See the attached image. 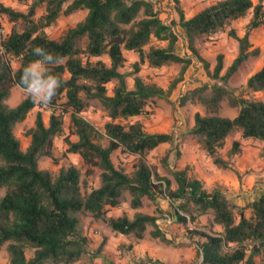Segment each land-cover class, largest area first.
<instances>
[{
    "label": "trees",
    "instance_id": "trees-1",
    "mask_svg": "<svg viewBox=\"0 0 264 264\" xmlns=\"http://www.w3.org/2000/svg\"><path fill=\"white\" fill-rule=\"evenodd\" d=\"M15 1L26 5V10H13L0 3V16L11 24L0 38V247L5 246L7 264H73L78 261L87 243L80 230L83 212L103 222L114 234L141 239L147 232L152 238L166 241L154 214L106 215L111 207L121 205L124 192L129 194L128 205L132 209L141 207L142 197L150 201L167 198L171 211L165 217L184 225L187 238L192 235L200 238L196 244L197 264H255L256 256L258 264H264V192L246 205L236 207L219 187L206 191L186 165L182 169L169 170L171 178L150 172L141 157L156 146L170 142L172 135L146 132L134 119L144 113L146 104L153 98L171 92L182 80L191 60L206 67V61L197 52L196 40L209 39L227 29L226 34L237 43L236 56L221 76L223 56L216 55L213 79H225L247 57H257L259 51L251 48L248 36L264 24L261 0L256 3L215 0L189 17H184L178 9L176 21L169 24L159 18L147 0ZM171 1L178 3V0ZM37 10H40L38 14ZM78 10L85 11L83 18L59 38H49L44 32L60 14L68 15ZM249 11L251 17L243 34L237 36L231 25ZM17 22L22 24L20 29ZM173 25L178 26L185 37L189 51L186 57L176 53L178 34ZM151 40L164 45L155 46ZM36 45L58 57L59 63L52 66L51 71L63 83L47 122L39 111L35 112L33 126L25 131L28 143L21 149L14 126L36 104L23 97L9 105L7 98L19 81L18 69L36 59L32 52ZM126 51L135 56L130 62V72L120 71ZM142 63L154 69L178 63L181 68L179 76L164 90L155 83H145L136 75ZM111 81L114 84L107 91L106 84ZM195 90L197 100L191 101L203 105L204 113H193L188 134L195 138L198 149L213 166L233 171V158L239 154L240 142L232 139L227 146L226 137L230 133L238 132L240 139L264 145V100L252 96L264 93V59L245 79L247 96H234L215 83L203 84ZM204 90H209V95H203ZM224 97L229 106L237 108L232 118L218 114ZM92 100L108 118L102 125V133L77 115ZM184 100H187L186 95L181 96L180 103ZM62 111L70 112L68 132L62 138L66 145L64 151L80 156L85 175L97 170V185L85 193L81 192L80 172L75 166L60 167L55 175L37 167L39 157L53 159L52 140L61 135L63 126L59 112ZM69 135L74 140L69 139ZM101 137L106 139L105 145L99 143ZM117 148L139 156L131 174L113 165L110 154ZM207 213L211 214L213 223L221 226L220 232L186 226ZM26 251H30L29 257Z\"/></svg>",
    "mask_w": 264,
    "mask_h": 264
},
{
    "label": "rangeland",
    "instance_id": "rangeland-1",
    "mask_svg": "<svg viewBox=\"0 0 264 264\" xmlns=\"http://www.w3.org/2000/svg\"><path fill=\"white\" fill-rule=\"evenodd\" d=\"M151 6L152 10L155 11L159 18L166 24L175 22L177 19L176 10L180 9L184 15V17L191 16L194 12L206 6L215 0H178V3L175 4L171 0H147ZM69 2V1H68ZM67 2V3H68ZM253 3H256L257 0H252ZM0 3L4 6L10 7L13 10L17 11H25L26 5L16 2L15 0H0ZM261 4H263L264 9V0H261ZM40 10H37V14ZM85 15L84 10H78L72 12L68 15L60 14L56 20L48 27L44 29V32L47 34L49 38L57 39L59 38L63 32L68 28L73 26L77 21L81 20ZM138 17H141V13ZM251 12H247V14L240 20L232 23L231 28L234 29L236 34H241L244 31V26L246 22L250 19ZM10 22H8L4 16H0V28L3 33L7 32L10 27ZM17 28H21L22 24L20 22L16 23ZM174 31L178 34L177 47L176 52L181 50L184 53L189 54V51L186 47L185 37L181 36V31L178 26L173 25ZM225 29L222 33L214 34L209 39H201L196 40L195 46L197 52L202 56V58L206 61V67L202 65V63L194 60L191 65V74L186 78V81L183 82V79L179 82V85L176 89V95L173 99L169 100L165 96L160 98H153L148 104H146L144 113L134 117L137 119L142 126V129L149 133H170L172 135V139L167 144H160L146 153L142 158L143 162L149 168L150 172H156L160 176L170 177L168 173L169 170L175 169V167H179L182 162L180 161L179 149L178 146L186 143L188 145L196 146L195 138L191 137L188 134L187 124L190 120L191 113L199 112L204 113V107L199 102L196 104V108L188 107L182 109L183 114L181 115L175 105H181L186 103V101L197 100V91L195 90L199 86L203 84H220L224 86L232 95L234 96H247L244 92V84L245 79L248 75L254 72L259 62L261 61L262 52L255 58L249 56L245 61L239 64L236 70L231 73L227 78L221 79V77L211 78L212 76V68L216 62V55L222 54V68L219 72V76L223 75L226 71V67L229 65L231 60L236 56L237 53V43L234 39L229 37L226 34ZM254 30V31H253ZM251 35H256L259 37L258 40H264V24L258 26L253 29ZM251 38V36H250ZM256 41V36H252L251 46L254 45ZM151 43L155 46L164 45L161 41L151 40ZM126 60L123 65V72L132 71L131 68V53H125ZM196 64L200 68V77H193L194 81H199L196 85H192L191 83V75H193L198 68H196ZM14 67V64H12ZM181 68V64L178 63H170L167 64L165 68H150L145 63L139 64L138 71L136 75L139 76L142 81L145 83H155L160 86L162 89L166 90L169 87V84L172 83L178 76L179 70ZM206 68V69H205ZM127 79V78H126ZM188 82L189 86L186 84ZM114 81H111L106 84L107 91H110L113 86ZM185 84V85H184ZM128 86H130V78H128ZM182 95H186L187 100L181 102V89ZM209 90H204L202 92L203 95H209ZM254 98L264 100V93H254L252 94ZM24 96L21 93L20 89L15 86L11 89L10 95L7 98V103L9 105L16 104L20 99ZM178 106V107H179ZM36 111L41 113L42 119L44 122H47L50 108H46L43 106H34L25 116V118L15 124L14 126V134L18 138L21 149H24L28 143L29 136L25 134V131L33 126L34 114ZM237 108L229 106L227 102V98L224 97L220 103L218 114L220 116L230 117L232 118L236 114ZM61 114L62 119V132L61 135L56 136L52 140V154L53 159L47 156H41L37 160V167L41 170H48L51 174L55 175L60 167H66L68 165L75 166L80 172V183H81V192L85 193L89 190L90 187L96 186L98 183L97 170L94 169L93 173L89 175L84 174L85 166L82 163V160L79 155L65 152L66 145L63 142V136L68 132L69 125V111L59 112ZM77 115L83 117L88 120L94 128L102 133V125L108 120L105 115L103 109L99 106V104L92 100L89 102L87 107L79 112ZM180 126H184L183 129L178 133L177 129ZM176 132V133H174ZM69 139L74 140L72 135L68 136ZM232 139L239 140L240 142V151L238 154V159L236 162L239 165H243L246 167V172L256 171L254 167L264 168V160H257L253 164L252 161L249 163V166H245V161L249 156L245 154L248 151L256 150L259 158L264 156V145H259V143L255 141H243L239 138L238 132H232L226 137V144L229 145V141ZM99 143L102 145L106 144V139L101 137ZM258 149V150H257ZM244 153V156H243ZM252 157V156H251ZM111 161L113 165L122 170L127 174H131L134 170V166L139 158L138 155L127 154L117 148L113 150L110 154ZM254 159V157H252ZM259 162V163H257ZM252 164V166H251ZM238 165V166H239ZM188 168V172L192 170V167ZM154 181L153 175L151 176ZM259 178L256 182H264V180ZM208 182V179H205ZM255 184V181L252 185ZM172 186V183L170 184ZM206 188L208 184H203ZM204 187V189H205ZM253 187V186H251ZM206 190V189H205ZM166 198H157L155 201H150L146 197H142L141 207L137 209H132L128 205L129 194L127 192L123 193V200L121 205L117 208L111 207L106 215H118L121 212L126 213L128 216H131L134 212H141L146 214H154L158 217L156 220V224L161 231H168L171 228L170 236L173 238H177L176 236H180V234L186 236L188 235L185 232V226L182 224H178L176 222H171L172 220L168 216L171 208L167 203ZM155 208L159 209V212L155 211ZM186 226L196 227L198 229L206 230L209 232H217L215 227L212 226L209 220L206 217H201L198 221L194 223H186ZM80 230L82 234H84L87 238V243L85 245L86 251L81 256V258L74 262L73 264H157V262L151 260L147 257H140L136 255V252L147 246V237L150 236L145 232L142 239H137L133 235H118L112 233L108 227L98 219H93L88 213L83 212L81 214L80 221ZM173 234V235H172ZM190 243H193L195 249L196 244L199 242L200 238L192 235L191 238H188ZM182 246V245H181ZM180 246V247H181ZM5 246L2 245L0 247V264H7V256L5 251ZM182 248V247H181ZM180 248V249H181ZM184 248H186L184 246ZM160 254L163 255L169 262V264H189L192 257L188 259H184L186 251L184 249L180 250L181 257L177 261L175 259L172 260V256L178 254V250L176 248L175 254L171 252V248L168 246H163L158 248ZM173 254V255H172ZM26 257L30 256V251L25 252ZM194 260H198V254L195 253Z\"/></svg>",
    "mask_w": 264,
    "mask_h": 264
},
{
    "label": "crops",
    "instance_id": "crops-1",
    "mask_svg": "<svg viewBox=\"0 0 264 264\" xmlns=\"http://www.w3.org/2000/svg\"><path fill=\"white\" fill-rule=\"evenodd\" d=\"M242 34L243 32L239 35L237 34V36H241ZM181 36L183 37V34H181ZM252 36H256V41L254 42V45L251 46V48H257L259 53L262 52V55L260 57L261 61L259 62V65L257 67L258 69L262 63V60L264 59V40H261V39L258 40L259 37H257V33L256 35H251L250 33L248 36V41L250 43H253ZM175 46L177 47V42ZM126 52L129 54L131 53L132 55L131 62H133L135 60L134 54L131 51H126ZM176 53L183 57L188 56V54L187 53L185 54L183 50L176 52ZM193 62L194 60H191V62L185 69L183 76H182L183 82H185L186 78L191 74L192 72L191 65L193 64ZM165 67L166 66H162L161 68H165ZM195 67L198 69L193 75H191L190 80H192L193 82L191 83V86L199 83V81H194L192 78V76L200 77V68L198 67V64H196ZM122 69L123 67L120 68V71H122ZM186 84L189 86L188 82H186ZM178 85H179V82L174 86L173 89H171V92L167 96H165L167 99L171 100L174 98V96L176 95V89ZM196 104H197L196 102L186 101L184 105L183 104H181L180 106L175 105L174 107H176L177 111H179L180 114L182 115L183 114L182 109H185L188 107H193L195 109ZM192 115L193 113H191L190 120L188 121V124H187L188 129H190L192 126ZM183 127L184 126H180L177 129L178 133H180ZM242 140L243 141L244 140L253 141L251 139H242ZM255 142L259 143V145H263L262 142H258V141H255ZM178 149H179L180 161L182 162V164L179 167L178 166L175 167V169H182L185 165L192 167V170L189 171V173H191L195 178L201 181L203 188L205 187L203 186V184L204 185H206V183L208 184V187L207 188L205 187L206 191H210L214 187H219L225 194L226 198L229 199V201H231L236 207H242L246 205L249 201L257 198L261 193L264 192V182H256L257 180H259L260 177L262 178L264 177V168L261 169L260 167L258 168L254 167L256 171L246 172V167H244L243 165L241 166L236 162V160L238 159V155H236L233 158V164H232V167L234 169L233 171L229 169H221V168H217L212 165V163L210 162V159L206 157V155L200 149H198L197 144L196 146L192 147L191 145L183 143L178 146ZM245 155L249 156L247 158V161L244 162L245 166L246 165L249 166L250 165L249 163H251V161L253 164H256L255 162L257 160L259 161L264 160V156L263 157L261 156L260 158L259 156H257L258 153L256 150L248 151ZM243 156H244V153H243ZM251 156L254 157V159ZM206 178L208 179V182L205 181ZM262 180H264V178ZM254 181H255V184L252 185ZM171 187L174 188L173 183ZM245 213H247V211H245ZM201 217H206V219L209 220L210 223H212V226L215 227L214 229H216L217 232L221 231V226L219 224L212 222L211 214L207 213V214L199 215L196 218V221L201 219ZM162 232L164 233V237L166 241H161L158 238L147 237V246L142 247L139 250V252H136V255L140 257L143 256V257L150 258L151 260L157 262V264H169L168 260L163 255L160 254L161 250L158 249L159 247L168 246L171 248V252H173V254H175L176 248L177 250L179 249L178 254H175L174 257L172 256V260L175 259L177 261L179 258H182L180 255L181 254L180 250L184 249L186 251L184 259L186 258L188 259L189 257H192V260H190L189 264H197L199 262V258L196 261L194 260L196 249L193 243H190L189 239L186 236L180 234V236H176L177 238L172 239V237L170 236L171 228L168 231H162ZM118 235H121V234H118ZM184 246L186 248H184ZM255 264H258V256L255 257Z\"/></svg>",
    "mask_w": 264,
    "mask_h": 264
},
{
    "label": "clouds",
    "instance_id": "clouds-1",
    "mask_svg": "<svg viewBox=\"0 0 264 264\" xmlns=\"http://www.w3.org/2000/svg\"><path fill=\"white\" fill-rule=\"evenodd\" d=\"M36 59L23 65L16 86L24 98L33 104L46 108L53 107V101L61 88L63 81L51 71V67L59 63V59L43 46L36 45L32 49Z\"/></svg>",
    "mask_w": 264,
    "mask_h": 264
},
{
    "label": "built area",
    "instance_id": "built-area-1",
    "mask_svg": "<svg viewBox=\"0 0 264 264\" xmlns=\"http://www.w3.org/2000/svg\"><path fill=\"white\" fill-rule=\"evenodd\" d=\"M3 31H2V29L0 28V38L3 36ZM181 90V94L180 95H182L183 94V92H182V88L180 89ZM167 199V198H166ZM167 201V200H166Z\"/></svg>",
    "mask_w": 264,
    "mask_h": 264
}]
</instances>
